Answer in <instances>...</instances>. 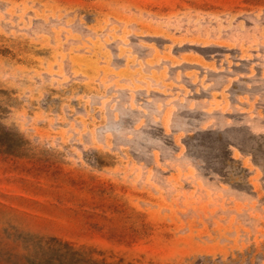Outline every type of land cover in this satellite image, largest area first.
I'll use <instances>...</instances> for the list:
<instances>
[{
	"label": "rangeland",
	"instance_id": "rangeland-1",
	"mask_svg": "<svg viewBox=\"0 0 264 264\" xmlns=\"http://www.w3.org/2000/svg\"><path fill=\"white\" fill-rule=\"evenodd\" d=\"M0 264H264V0H0Z\"/></svg>",
	"mask_w": 264,
	"mask_h": 264
}]
</instances>
